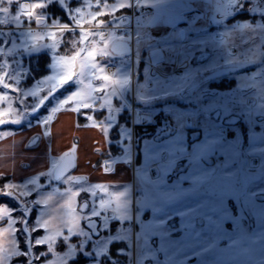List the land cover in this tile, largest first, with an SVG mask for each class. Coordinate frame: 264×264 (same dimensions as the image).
Here are the masks:
<instances>
[{"label": "snow or ice", "instance_id": "1", "mask_svg": "<svg viewBox=\"0 0 264 264\" xmlns=\"http://www.w3.org/2000/svg\"><path fill=\"white\" fill-rule=\"evenodd\" d=\"M58 2L68 9V15L74 26L70 29L69 23L62 25L53 18L52 26H59L63 31H75V26H80L79 41L70 40L66 43H73L77 48L72 50L71 56H55V62L51 65L54 69L53 75L47 76L45 81H40L35 90L24 93L37 98L31 107L32 112L44 105L49 97L58 100L53 96L57 87H63L77 77V83L83 84L86 77V69L91 71L95 76L97 72H103L104 66H100L95 62L97 50L93 47L87 51L86 59L92 60V63H81L79 65L80 72L75 71L76 60L86 51L85 48L78 47L84 44L90 36H104L103 31L85 30L79 18L83 13V6L71 7L65 3V0H47V3H28L24 0H0V44H12V49L17 47L16 40L20 39L24 46V51L29 48H35V45H28L25 37L32 40L40 39L34 36L31 28L22 30L25 23L23 18H27V22L31 24L33 21L40 25L46 19V14L37 12V9H45L46 7ZM79 4L80 0H76ZM215 5L214 12L226 14L228 9H232L237 14L243 11L245 5L251 4V0H206ZM103 4L104 9L111 8L112 12L117 9L131 10L132 16L135 18V55L139 62L142 50L148 51L146 58L147 67L144 69V82L132 85L131 69L123 71V66L127 61H121V67L117 68L116 73L121 74L118 81L119 88L113 90L110 95H119L125 97L126 93H133L136 100L144 105H151L153 102L167 101L174 99L186 102L192 106L189 108H178L167 105L164 111L170 117L157 130V135L152 141H145L142 149L146 161L145 166L140 169L142 173L141 183L136 185V190L140 195L136 198L135 204L142 205L145 209H151L152 220L145 222L141 219L140 212L136 211L135 215L129 214V204L132 203L127 198V192L118 194L115 212L121 213L118 217L120 220L133 221L140 224V231L133 232L132 229H125L127 235L120 237L126 239L130 246L135 250L132 264H144L145 260H151L153 264H190V260L197 259V264H222L217 256L218 241L228 239L230 241L228 247L232 249H240L241 252H247L244 247L245 241L239 237H231L222 231V222L228 218L226 210L223 209V201L227 198H235L242 202V207L247 209L251 205H255L256 201H264V138H261L259 147L251 145L248 149L238 145L234 141L227 138L226 126L229 128L236 123L235 109L241 106L239 116H243L255 123V118H264V67L253 72L250 76L245 75L242 79L247 83L238 85L236 91L241 93L239 97L230 96L220 93L209 87V82L219 79L220 77L238 72L247 64H256V56L259 55V64L264 66V19L255 23L251 20L244 22H236L231 27H226L222 33H217L220 37L219 44L226 46V54L223 63L219 59H209L208 49L214 47L215 44L210 39L192 38L188 35L186 29H178L177 25L180 21L185 20V12L195 11L192 8L195 0H117L115 3H107L105 0H97L98 6ZM87 4V0H85ZM90 6V5H88ZM257 8L260 9V15L264 17V0H256ZM148 11H145V10ZM155 10V11H151ZM63 11V8L61 9ZM138 13V15H137ZM93 20L104 16L103 11H95L89 13ZM200 16L196 15L189 21L190 26H194L200 20ZM234 18V16L232 17ZM122 22L131 20L128 17H118ZM92 21L90 20L89 23ZM213 23L219 25L220 21L213 17ZM104 24L103 20H99L97 27ZM157 24H164L171 27L167 35L160 38L153 37L149 34L148 29ZM126 30L127 27L125 26ZM247 30V31H245ZM197 32L199 30H196ZM238 34L239 44L244 47V51L235 53L236 40L233 39L229 44L223 37ZM55 41V34H51ZM257 38L259 43H256ZM124 41V51L116 53L109 51L107 44L104 49L100 50L99 55L104 58H110L119 54L123 56L128 51L127 39L120 38ZM45 47H49L45 45ZM56 43L51 45L55 49ZM9 49V52L12 51ZM3 48H0V52ZM20 52L19 55H23ZM198 54V55H197ZM198 60V65L193 67L191 61ZM208 61L205 63L204 61ZM19 66V61H16ZM162 64L176 65L183 68V72L179 75H164L160 73L159 67ZM15 73V69L13 70ZM22 74V73H21ZM6 75H12L6 73ZM100 80L107 82V75L100 76ZM47 82L49 88L46 95L40 96L42 91L41 84ZM0 84L4 89L10 87L9 83L4 82V77H0ZM87 91L78 90L72 92L63 100H58V106L52 108L55 113L59 110V106L68 105L70 101L75 102L76 107L73 111L80 113L81 109H90L97 102L95 91L103 92V86L99 89L93 88L91 84L87 85ZM250 92L251 95H244ZM0 101H9L7 92L0 95ZM255 102V103H254ZM107 105L111 111V103L109 99H104L103 104ZM253 109L255 111H253ZM119 111V109H117ZM12 112L11 102L8 107L0 110V116H7ZM259 113V117H256ZM27 113L17 112L16 115L23 119ZM138 121L140 113L137 112ZM87 120H92L91 115L85 114ZM149 118V117H145ZM20 119L13 120L12 123H19ZM48 119H51L49 116ZM110 120V118H109ZM47 124V120L43 121ZM8 121L0 119V125H4ZM111 125L108 122L107 128ZM104 128V129H105ZM188 130H192V139L189 140ZM130 135V134H129ZM125 148V154H127ZM69 155L68 153L65 154ZM215 158V164L210 165L208 161ZM257 158L260 163H256ZM186 161V167L178 180L169 183L168 177L175 174L176 169L180 166V162ZM155 171L156 179L153 180L149 175L151 171ZM55 180H61L62 174H54ZM78 182L75 176H68L67 182ZM189 184V188H184V183ZM13 184H5L0 189V198L14 196H26L29 192L17 193ZM27 187V185H25ZM83 191V188H81ZM119 197H124L121 201ZM51 196L42 197L41 200L34 203H47ZM70 213H75V209L71 208L70 201L66 202ZM105 202L101 200V206ZM182 205V207H178ZM20 205L13 200L8 206L0 208V220H5L8 227L0 230V236L6 239L0 242V264H9L16 257L20 259V264H55L54 261L47 260V255L51 253L49 247L60 236V228L55 230L48 228L47 220L40 223L41 228H48L49 235L44 238L35 239V245L40 246L47 244L48 251L39 252L34 259H28L32 248L25 246L22 249L16 247L18 241L13 237V224L16 221L12 218V212ZM27 210V206L24 205ZM85 202L83 208H87ZM27 212V211H26ZM93 207L91 215L96 213ZM261 215L264 216V208H261ZM180 218L178 226H173L171 221ZM21 221L27 225L24 217ZM90 227V226H89ZM91 228V227H90ZM27 226L21 229L25 232ZM35 229V228H33ZM32 229V230H33ZM36 230V229H35ZM68 231L71 233L72 229ZM83 232V229H81ZM176 233L181 235L177 238ZM259 243L264 245V235L259 238ZM102 244V242H98ZM77 246H75L76 248ZM82 248V245L79 246ZM113 255L121 259L119 252ZM220 251H223L222 249ZM161 255L163 259H161ZM88 257H91L94 264H101L100 255H93L88 252L82 254L85 264H89ZM107 262V257H105ZM261 264H264V252L261 255Z\"/></svg>", "mask_w": 264, "mask_h": 264}, {"label": "rangeland", "instance_id": "2", "mask_svg": "<svg viewBox=\"0 0 264 264\" xmlns=\"http://www.w3.org/2000/svg\"><path fill=\"white\" fill-rule=\"evenodd\" d=\"M29 1L31 3H47V0H24V2ZM105 2L111 4L117 2V0H105ZM65 3L68 4L71 7H78L83 6V13L80 16L83 17V20L81 21V24L85 30H95L97 32L103 31L104 34H109L110 38L106 41L98 40L99 35L93 36V38H90V40H87V43H84L83 45H78V47L85 48L86 51L82 53L81 57H78L76 60V68L75 71L78 74L80 72L79 65L81 63H92V60L86 59L87 57V51L92 50L94 47L97 51L102 50L105 47V44L108 46L111 45L112 42H114L116 39L121 40V37H125L127 39L129 36L132 37V39H129L128 42L131 43L133 46L134 53L136 52L135 49V18L132 16L131 10H127V8L124 9H117L115 12H112L111 8L104 9L103 4L101 3L99 6L97 4V0H87V4H85V0H80V3L78 4L76 0H65ZM62 5V4H60ZM90 5V6H88ZM59 7L58 2L53 3L52 5L46 7L45 9H37V12H43L46 14V19L43 21L42 24L37 25L34 21L29 24L27 22V18H23L25 20L24 25L22 26V30H27L28 28H31L32 33L34 36H39L40 39L38 40H32L31 38L25 37L24 39L27 41L28 45H35V48H29L27 51H24V46L21 44V40H16L17 47L15 49H12V44H0V48H3V51L0 52V77H4V82L9 83L10 87L8 89L3 88V84H0V95H3L4 92H7L9 101H0V110H3L8 107L9 102H11L12 106V112L7 116H0V119H4L10 123H12L13 120L20 119L19 116L16 115L17 112L27 114L24 115L23 119H20V122L13 123L14 125H7L4 128H0V177H8L9 180L6 182L7 184H13L17 187L15 188V191L17 193L20 192H29L26 196H14L12 198H6V202L4 204L0 205V208H4L8 206L13 200H15L16 204L20 205L19 203L22 202L23 205L27 206V214L31 212L32 209H36V214L40 213V221L41 223L45 220L49 222L48 228H51L55 230L57 227L60 228V236L57 237V240L53 242L52 246L49 247V253L47 255V260L54 261L55 264H68L69 261L75 259L77 255L84 249L87 242L92 243L91 253L95 255L96 253L98 255L104 256L107 254L108 247L113 242H123L126 245L127 248V254L129 256L130 262L129 264H132L133 257L135 255V250L132 246L129 245L128 241L126 239H120V237H123L127 235L125 232V229H132L133 232L140 231V224L136 222L134 219L133 221H128L125 223H119V227L115 230L114 233L109 232V221L106 216V212L109 210L115 209V201H113L112 198V189H130L129 185L127 184H118V183H111L108 187V190L105 192H102L99 188L95 186H91L89 183H85L84 181L80 183H69L67 182L68 176H75L78 179H81L82 177L79 175V166L78 163H75L74 168L65 175L61 180L54 181L53 180V171L59 164L62 157H56L54 154H50V135L48 133H44V127L45 123L44 120L51 121L52 118L55 116H58V114L64 112L65 110H73L74 107H76L75 102L70 101L68 105L59 106V110L55 113L52 112L53 107L58 106V100L65 99L68 95H71L72 92L78 91V90H84L87 91V85L91 84L93 88L99 89L101 86H103V90H105L104 96L99 97L98 93H101V91H95L92 93L93 96L96 97L97 102L93 105L92 108L96 107L97 104L101 106L104 102V99H109V102L111 103L114 98H118V95H110V93L113 92L114 89L119 88V80H112L109 76V80L107 82L100 81L98 83H93L92 78H99L100 76L106 75L105 70L103 72H97L95 76L91 74V71L86 69V77L82 78L84 79L83 84L77 83V77L74 76L73 80L69 82V84L64 85L63 87H57V90H62L68 86L72 87V90L70 92H67L64 95H56L55 92L53 93V96L58 97V100H53L52 97H49V100L52 102L49 103L48 100L44 103V109L48 111L47 113H40L36 115L35 117H30V113H32L31 107H25L26 105H33L36 103L37 98H34L30 95H25L24 93L35 90L38 83L40 81H45V78L47 76L53 75L54 69H52L51 65L55 62L54 55L55 56H71L70 55H60V47H63V49L67 52L74 50L77 48L76 44L73 43H66V41L70 40H79L80 35V26H75V31H63L61 27L59 26H52V20L55 18L58 21V24L62 25L64 23H69L70 29L74 26V22L71 21V19L64 17V22L62 21L60 16L55 17L56 12L54 13L53 8ZM64 7V6H63ZM192 8L195 9V11L192 12L190 15L185 16V20H182L178 23L177 28L178 29H186L188 31V35L192 38H203V39H210L215 44L214 47H211L208 49V53L210 54L209 59H219L221 63H223L222 57L226 54V46L220 45L219 40L220 37L217 35V33H222L225 31L226 27H231L233 23L236 22H229L231 18L236 14L233 12L232 9H228L226 14H220L215 13V5L211 2H206V0H200L195 1L193 3ZM103 11L105 13L104 16L98 17L95 20L92 19V17L89 15V13L95 12V11ZM246 10V8H245ZM244 10V11H245ZM145 11H148L147 9ZM155 11V10H151ZM249 12L250 16L249 19L245 21L251 20L253 23L260 20V17L258 18H252L255 14V9L250 10ZM122 12V13H121ZM126 12V13H125ZM238 11L237 13H239ZM121 13V14H120ZM138 15V13H137ZM199 15L201 18L197 23L194 25V27L189 28V21L193 16ZM118 17H128L131 20V23L128 22V20H125L122 22L118 19ZM213 17H215L216 20L220 21V24L217 25L213 23ZM92 21L89 23V21ZM99 20H103L104 24L101 27H97V23ZM122 22V23H121ZM244 22V21H239ZM127 27V30L125 28ZM196 30H199L198 32ZM149 34L153 37L160 38L162 36L167 35L170 31H172L171 27L164 24H157L152 26L148 29ZM247 31V30H245ZM55 34V41L52 39V35ZM226 41H228L229 44L232 43V40H236V47L234 49L235 53L244 51V47L239 44V36L238 34H234L233 36H224L223 37ZM53 43H56L55 49L51 48V45ZM66 43V44H65ZM256 43H259V39L257 38ZM45 45H48L49 47H45ZM9 49H12L11 52H9ZM143 53H148L146 49L142 50ZM20 52H24L23 55H19ZM40 54H47L50 59V65H49V73L43 77L40 80H36L35 83H33L30 87H27L23 84V82L26 80L28 74H29V60L32 58H35L37 55ZM130 55H124V56H112L110 58L111 62H109V58H103L101 59V64H98L100 66H104V69H106L107 65H113L117 68L121 67V61H127ZM105 60L104 64L102 61ZM257 63L256 64H250L249 69L243 71V72H234L232 74L226 75L224 79H216L214 82L209 83V87L220 92L224 93L230 96H237L239 97L241 93L237 92L236 89L238 85L247 83L248 81L245 79H242L243 76L248 75L250 76L253 72L258 71L261 67H264L259 64V55L256 56ZM16 61H19V66H17ZM95 62L98 63L95 59ZM207 63L208 61H204ZM103 64V65H102ZM191 64L193 67H196L198 65V62L196 63L194 59L191 61ZM126 65L123 66L122 69H124ZM16 70L15 73L13 70ZM174 69H179L183 72V68L178 67L176 65H169L164 64L160 65L159 71L161 72H168L170 73ZM6 73L12 74V75H6ZM22 73V74H21ZM233 81L234 86L228 89H218L216 85H222L221 82H229ZM214 83V84H213ZM215 85L216 87H213ZM42 88V91L39 93L40 96L46 95L49 84L47 82L40 85ZM56 90V91H57ZM97 92V94H96ZM129 93L125 94V97L122 98V100H125ZM244 95L248 96L251 95L250 92L244 93ZM135 101H138L135 99ZM140 102V101H139ZM138 102V103H139ZM166 102H169L168 104ZM175 103L178 108H189L192 107L188 105L186 102L178 101L174 99H169L167 101H159V102H153L151 105H147L148 108L154 109L156 105H158L155 109L159 108V106H162L161 110L164 111V108L167 105H172L173 107H176V105L172 104ZM142 104V103H140ZM144 106V104H142ZM107 105H104L105 107ZM90 108V109H92ZM236 108H240L241 106H237ZM83 109V108H82ZM81 109V110H82ZM255 111V110H253ZM241 112V111H240ZM159 113V112H158ZM158 113H155L158 114ZM165 115H168L165 113ZM91 115V114H90ZM256 115H259V113H256ZM51 117V119H48V117ZM92 116V115H91ZM93 117V116H92ZM168 118H170L168 116ZM247 124H249L247 122ZM81 127L85 128H95L101 132H103L106 121L103 120L101 122H97L94 118L92 120L85 119L83 124H81ZM238 126L234 125L228 129L230 131L231 135H227V138L231 141H234L240 146H243L245 149H248L251 145L257 146V142L260 143L261 138H264V133L261 134L260 139H258L255 135L249 134L247 135V138H241L238 135ZM259 140V141H257ZM261 145H258L259 147ZM71 148H69V152L74 155V152L77 148L75 145V142L70 145ZM66 154V153H65ZM75 158V156H74ZM258 159V158H257ZM259 161V159H258ZM210 165L215 164V158L210 159L208 161ZM260 163V161H259ZM42 179V183L40 180ZM4 183L3 186L6 184ZM27 185V187H25ZM3 186L0 187V189H3ZM83 188V191L81 190ZM74 193H77V198L74 201V203L71 202L72 195ZM136 193V194H135ZM34 194L35 198L32 200L29 196ZM50 195L53 200H48L47 203H34V201L41 200L42 197ZM140 195L139 191H134V201L132 205V215H135L136 211L140 212L141 219L145 222L152 220V212L151 209H145L142 205H136L135 200ZM101 200L105 202L104 206H101ZM70 201L71 208L75 209V213H70L69 208L66 202ZM87 202L88 207L83 208V205ZM50 204V206L48 205ZM57 205V207H56ZM56 207V208H55ZM96 209V213L92 216L91 210L92 208ZM178 207H182V205H178ZM223 209L226 210L228 214V218L225 219L222 222V231L226 233L228 236L235 237L230 235L229 232H227L228 228L227 225H231L232 228L236 226V224L231 221V211L232 209L237 208L235 202L227 201L226 199L223 201L222 205ZM81 208L84 211H81ZM21 208L18 207L12 212V218L16 223H14L13 227V237H15L18 241L16 247L18 249H22V245L25 242L26 236L24 235V232H21V229L23 227V223L21 221L22 214H20ZM78 220L80 228L79 230L75 229V222ZM180 218L175 217L171 224L173 226H178L180 223ZM3 225V229L8 227V223L5 220H2L1 222ZM91 228H90V227ZM26 227V225H25ZM35 228V229H33ZM48 228H38L33 222L31 225H28L27 231L30 233H34L37 231V229H41L43 233L39 236H34L31 240L30 248L40 247L44 246L45 250L43 252L47 253L48 251V245H35V239L38 238H44L45 236L49 235ZM71 228V233L68 231V229ZM33 229V230H32ZM81 229H83V232H81ZM1 230V228H0ZM180 233H176L177 238L180 236ZM79 237V243L78 245L75 244H69L68 241L71 237ZM25 237V239H24ZM6 237L0 236V242L4 241ZM61 241L62 245H64V249L62 251L56 250V243L57 241ZM245 242H248L247 240H244ZM98 242H102V244H98ZM222 242H230L228 239H222L218 241L219 243ZM28 245V243H27ZM82 245V248L79 246ZM75 246H77L75 248ZM245 248H247L248 252H250V248L248 246V243L245 245ZM218 249V245H217ZM264 252V249L260 250V254ZM123 253V252H121ZM218 253V250H217ZM37 253L29 254L28 259H34L35 255ZM85 255V254H84ZM218 256V254H217ZM99 257V258H100ZM91 258V257H89ZM110 259V258H109ZM161 259H163L161 255ZM246 262H239L235 263L234 261L228 263V264H245ZM9 264H20V259L14 257ZM51 264V262H50ZM94 264V262L89 263ZM144 264H153V262L149 260H145ZM190 264H197V259L193 258L190 260Z\"/></svg>", "mask_w": 264, "mask_h": 264}, {"label": "crops", "instance_id": "3", "mask_svg": "<svg viewBox=\"0 0 264 264\" xmlns=\"http://www.w3.org/2000/svg\"><path fill=\"white\" fill-rule=\"evenodd\" d=\"M80 19L82 21L83 17H81ZM105 35L106 34H104L103 37L99 36L98 40L104 42L110 38L109 34L106 37ZM90 38H93V36H90L88 40H90ZM85 43H87V41ZM99 52L100 50L97 51L98 54L95 57L96 61L98 62L97 64H101L100 63L101 59L103 60L104 58L103 56L99 55ZM147 56L148 53L146 52L143 53L142 51L141 59L138 62L133 50L130 56L128 57L129 59L125 64L126 67L122 69V72L128 71L129 68L131 69L132 85H135L137 82L138 83L144 82V69L145 67H147V62H146ZM102 62L106 64L105 60ZM105 66H106L105 72L107 76H109L112 80L120 79L122 73L121 74L116 73L117 70L116 66L107 65V64ZM161 71L160 73L164 75H172V74L179 75L182 73V71L179 69H174L170 73L166 71L164 73ZM100 81L101 80L99 78L98 79L92 78L93 83H98ZM104 93L105 90H103V92L101 93H98L99 97L101 96L103 97ZM166 103L168 104L169 102ZM172 104L176 105L173 102ZM159 107L160 110H158L159 108L152 109L151 107L148 108V106L146 105L143 106L142 104H136V101L134 100V94L130 92V95L125 100H122V98L119 95L118 98H114L113 101L111 102V111H109L108 106L101 107L99 106V104H97V106L92 109H82L80 113L85 112L83 113L84 119H86L85 114L92 115L95 112L106 113L105 117H100V118H95L92 115L97 122H101L105 120L106 124L108 122L111 123V125L105 128L103 132L91 127L90 128L81 127L82 125L78 123V115L80 113H77L73 110H65L64 112L58 114V116L52 118L51 121H47V124L44 127V133H48L50 135L49 153L56 155V157L57 156L62 157L63 155L65 156V153H68L69 148H71L70 145L75 142L77 148L74 152V156H75L74 160L75 163H78V166L80 168L79 175L82 177L81 178L82 181H84L85 183H89L91 186H95L99 188L102 192L108 190L109 188L108 186L111 183L129 185L130 189H115V188L112 189V198L113 201H115V208H116L118 194L122 192H127V198L130 201H132V203L129 204V214H132L134 191H136V185L140 184L142 180V173L139 170L142 169L146 164L144 154L142 151V149L144 148V142L152 141L154 138L152 137L142 141L140 145V149L137 152L134 148V128L150 126L152 123V117L153 115H155V113L160 112L164 114V111L161 110L162 106ZM176 107L179 106L176 105ZM117 109H119V111ZM48 111H46V113ZM121 111H128L130 112L131 115L130 127L120 128L119 144L122 151L117 158L106 160L101 164V166H96L95 163L98 159L99 154L106 151L110 144V130L114 124L116 115ZM137 112L140 113L139 121L137 117ZM145 117H149V118H145ZM158 128L155 130L156 135ZM191 131L192 130H188L187 133L189 140H190L189 134ZM125 148H127L128 150L127 154H125ZM185 167H186V161L180 162V166L176 169L175 174L169 175L168 177L169 183H173L177 181L179 175L182 174ZM149 175L152 177L153 180L157 178L154 170L153 173L151 171ZM183 186L186 189L189 188V184L187 182H185ZM76 198H77V193H74L72 195L71 202L74 203ZM119 199L122 201L124 197H119ZM50 200H53V198L49 199V201ZM48 205L50 206V204ZM119 215H121V213L115 212L114 210L107 211L106 216L109 221V224H110V220L116 221L118 223H125V222L128 223V220L122 221L118 218H114V217H118ZM39 216L40 213L36 214L35 224L38 228H41L38 226L41 223ZM0 222H2V220H0ZM2 225L3 224L0 225L1 230L4 228ZM79 228H80L79 222L78 220H76L75 229L79 230Z\"/></svg>", "mask_w": 264, "mask_h": 264}, {"label": "trees", "instance_id": "4", "mask_svg": "<svg viewBox=\"0 0 264 264\" xmlns=\"http://www.w3.org/2000/svg\"><path fill=\"white\" fill-rule=\"evenodd\" d=\"M59 6V5H58ZM61 7H55L53 8L54 13L56 12V16H60L62 21L64 22V17L66 16L65 10L63 9V11H61ZM122 13V12H121ZM120 13V14H121ZM126 13V12H125ZM250 16V14L247 13H240V14H236L234 15V18H232L229 22H233V21H243V20H247L249 19L248 17ZM257 17V15H254V17H250V19ZM66 44V43H65ZM60 55H70L72 53V50L67 52L63 49V47H60ZM51 59L47 54H40L37 55L35 58H32L31 60H29V74L26 78V80L23 82V84L27 87H30L33 83H35L36 80H40L43 77H45L48 73H49V65H50ZM214 84V83H213ZM222 85H216L218 89H228L234 86V82L233 81H229V82H221ZM215 85H213V87H216ZM72 90L71 86H68L62 90H57L55 92L56 95H64L67 92H70ZM158 105L155 106V108ZM46 110L44 109V106L40 109V111L38 112V114L40 113H45ZM85 112H82L78 115V123L81 125L84 122V114ZM37 114V115H38ZM95 118H100V117H105L106 113L105 112H95L92 114ZM162 117V113H158L156 115L153 116L152 118V123L150 126H146V127H135L134 128V148L135 150L138 152L140 149V145L142 143V141H144L145 139H149L152 137L156 136V129L160 126V119ZM131 124V115L130 112L128 111H121L120 113H118L115 117V121L114 124L110 130V144L107 148L106 151L102 152L99 154L98 159L95 163L96 166H101V164L109 159H115L117 158L122 149L120 147V128L121 127H130ZM139 155V154H138ZM137 155V156H138ZM9 178L8 177H0V187L3 186L4 183L8 182ZM40 182L42 183V179L40 180ZM32 200H34L35 196L34 194L29 196ZM6 202V198H0V205L4 204ZM20 204V208L21 210L19 211L20 214H22V216L24 217V219L27 222V227L28 225H31L33 222H35V218H36V209H32L31 212L29 214H27L25 207L23 205L22 202L19 203ZM2 223L0 222V225ZM119 227V223L116 221H112L109 224V232L114 233L115 230ZM43 233V231L41 229H37L36 232H32L30 233V241L32 240V238L34 236H39ZM25 239V237H24ZM79 237H71L68 241L69 244H75L78 245L79 243ZM26 243H23L22 247L24 248L25 246H27L28 240L25 239ZM64 245H62L61 241H57L56 243V250L62 251L64 249ZM32 248V247H31ZM91 248H92V243L91 242H87L82 253L80 252L77 257L71 261H69L68 264H85L84 259L82 258V254L86 255L88 252H91ZM33 251L29 254H33V253H39V252H43L45 250L44 246H40V247H35L32 248ZM118 250H122L119 252V257H125V259H121L119 264H129L130 259L127 254V248L126 245L123 242H113L109 245L108 247V251L107 254L104 256H101L99 259L101 261V264H116V261L118 259L117 256L113 255L114 253H117ZM123 252V253H121ZM126 253V254H125ZM105 257H107V262L105 261ZM47 258V257H46ZM110 258V259H109ZM18 261V259H17ZM88 261L89 263H92L91 258L88 257ZM131 263V262H130Z\"/></svg>", "mask_w": 264, "mask_h": 264}, {"label": "flooded vegetation", "instance_id": "5", "mask_svg": "<svg viewBox=\"0 0 264 264\" xmlns=\"http://www.w3.org/2000/svg\"><path fill=\"white\" fill-rule=\"evenodd\" d=\"M195 1H200V0H195ZM28 3H31L29 1H26ZM60 6V4L58 3ZM256 0H251V4L245 5L246 10L240 11L237 14L240 13H247L251 12L250 10L255 9V14L257 15L256 18L260 17L261 19H264V17L258 15V10L256 6ZM64 6V5H62ZM64 9V8H63ZM193 11L185 12L184 15H190L192 14ZM65 13L67 18L69 19L70 16L68 15V9L65 7ZM236 15V14H235ZM232 19V18H231ZM245 21V20H243ZM233 22H239V21H233ZM234 24V23H233ZM194 27L190 26L189 28ZM117 40V39H116ZM209 54V53H208ZM198 55V54H197ZM210 58V54H209ZM194 61L197 63L198 60L194 59ZM250 64H247L246 66L243 67L240 72H243L247 69H249ZM226 76L220 77V79H224ZM214 82L210 81L209 83ZM136 101V104H140L141 102ZM255 103V102H254ZM43 107L40 106L38 109V112L40 109ZM254 110V109H253ZM241 109L236 108L234 115H236V123L234 125H237L238 128V135L241 138H247V135L252 134L255 135L258 139H260L261 134L264 133V118H255V123H253L251 120H249L246 117L239 116L238 114L240 113ZM37 112V113H38ZM256 117H259V115H256ZM247 122L249 124H247ZM232 125V126H234ZM231 126V127H232ZM230 129L228 126H226V135H231ZM190 140L193 138L192 137V131L189 134ZM259 141V140H257ZM260 145V143L257 142V146ZM256 163L258 164L259 161L258 159L256 160ZM227 201L230 202H235L237 208L230 210L231 211V221H233L236 226L234 228L231 227V225H227V232L230 233V235L239 237L243 240H247L248 242H245V245L248 243V246L250 248V252H241L240 249H232L229 248L228 245L230 242H222L218 244V257L221 260L222 264H228L232 261L235 263L239 262H246L245 264H261V255L260 250L264 249V245H261L259 243V238L261 235H264V216L261 215V208H264V201H256L255 205L249 206L247 209H244L242 207V202L240 200H237L235 198H227ZM244 245V247H245ZM223 251H220V250Z\"/></svg>", "mask_w": 264, "mask_h": 264}, {"label": "water", "instance_id": "6", "mask_svg": "<svg viewBox=\"0 0 264 264\" xmlns=\"http://www.w3.org/2000/svg\"><path fill=\"white\" fill-rule=\"evenodd\" d=\"M258 15H260V10H258ZM127 47H128V51L125 52L124 55H128V54L131 53V44H130V42L127 43ZM109 51H114L116 53L123 52L124 51V41L116 40V41L112 42L111 45L109 46ZM113 56H117L118 57V56H121V55L116 54V55H113ZM38 110L39 109H37L36 112L30 113V116H35L36 113L38 112ZM7 125H13V123L8 122V123H6L4 125H0V128H3L5 126H7ZM74 165H75V160H74V155L73 154H69L67 156L66 155L63 156L62 159L60 160L59 164L57 165V167L53 171V180L54 181H58V180L54 179V174H62V178H63L65 175H67L74 168ZM81 181H82V179H78V182L73 181V183H80ZM81 211H84V210L81 208ZM23 228H25L24 224H23L22 229ZM24 235L26 236L27 240L29 241L30 240V234H29V232L27 230L24 232ZM27 246L30 247V244L28 243Z\"/></svg>", "mask_w": 264, "mask_h": 264}, {"label": "built area", "instance_id": "7", "mask_svg": "<svg viewBox=\"0 0 264 264\" xmlns=\"http://www.w3.org/2000/svg\"><path fill=\"white\" fill-rule=\"evenodd\" d=\"M166 120H167V118H166V117H164V118H163V120H162V122L164 123Z\"/></svg>", "mask_w": 264, "mask_h": 264}]
</instances>
